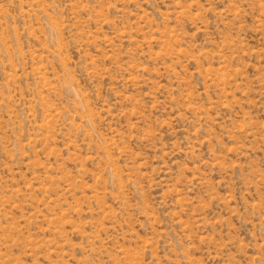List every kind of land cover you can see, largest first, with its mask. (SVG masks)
<instances>
[{"label": "rangeland", "instance_id": "1", "mask_svg": "<svg viewBox=\"0 0 264 264\" xmlns=\"http://www.w3.org/2000/svg\"><path fill=\"white\" fill-rule=\"evenodd\" d=\"M0 264H264V0H0Z\"/></svg>", "mask_w": 264, "mask_h": 264}]
</instances>
